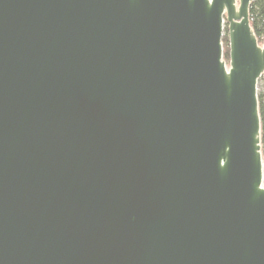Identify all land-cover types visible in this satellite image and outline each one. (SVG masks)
Here are the masks:
<instances>
[{"label":"water","instance_id":"1","mask_svg":"<svg viewBox=\"0 0 264 264\" xmlns=\"http://www.w3.org/2000/svg\"><path fill=\"white\" fill-rule=\"evenodd\" d=\"M253 1L0 0V264H264Z\"/></svg>","mask_w":264,"mask_h":264},{"label":"trees","instance_id":"2","mask_svg":"<svg viewBox=\"0 0 264 264\" xmlns=\"http://www.w3.org/2000/svg\"><path fill=\"white\" fill-rule=\"evenodd\" d=\"M251 27L261 45L264 40V0H254L249 10ZM224 59L229 62V40L228 33L223 38ZM259 84L262 90L258 92L259 111L261 117V147L264 150V75L260 78Z\"/></svg>","mask_w":264,"mask_h":264},{"label":"rangeland","instance_id":"3","mask_svg":"<svg viewBox=\"0 0 264 264\" xmlns=\"http://www.w3.org/2000/svg\"><path fill=\"white\" fill-rule=\"evenodd\" d=\"M238 1H239V0H238ZM225 26H226V27H225V35H226V34L228 33V24H226ZM225 35H224V36H225ZM223 38H224V37H223ZM262 44H263V43H262ZM262 44H261V45H262ZM261 90H262V86L259 84V85H258V92L261 91ZM262 156H263V162H264V150H263V149H262Z\"/></svg>","mask_w":264,"mask_h":264}]
</instances>
